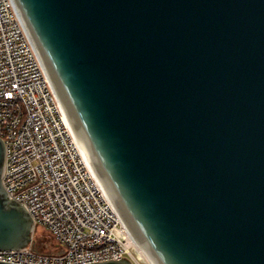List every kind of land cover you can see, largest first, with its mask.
I'll return each mask as SVG.
<instances>
[{
	"label": "water",
	"instance_id": "1",
	"mask_svg": "<svg viewBox=\"0 0 264 264\" xmlns=\"http://www.w3.org/2000/svg\"><path fill=\"white\" fill-rule=\"evenodd\" d=\"M12 1L146 258L264 264V0ZM5 158L0 250L21 249Z\"/></svg>",
	"mask_w": 264,
	"mask_h": 264
},
{
	"label": "built area",
	"instance_id": "2",
	"mask_svg": "<svg viewBox=\"0 0 264 264\" xmlns=\"http://www.w3.org/2000/svg\"><path fill=\"white\" fill-rule=\"evenodd\" d=\"M0 138L8 197L27 210L34 231L42 226L55 241L53 250L40 252L33 237L21 249L0 250V260L82 264L125 257L152 264L94 171L12 0H0Z\"/></svg>",
	"mask_w": 264,
	"mask_h": 264
},
{
	"label": "rangeland",
	"instance_id": "3",
	"mask_svg": "<svg viewBox=\"0 0 264 264\" xmlns=\"http://www.w3.org/2000/svg\"><path fill=\"white\" fill-rule=\"evenodd\" d=\"M33 237L42 251L47 252L54 249L55 241L49 231L44 227L40 226L39 228H36Z\"/></svg>",
	"mask_w": 264,
	"mask_h": 264
},
{
	"label": "trees",
	"instance_id": "4",
	"mask_svg": "<svg viewBox=\"0 0 264 264\" xmlns=\"http://www.w3.org/2000/svg\"><path fill=\"white\" fill-rule=\"evenodd\" d=\"M36 241V240H35ZM36 249H37V251H40V252H46V251H42L39 247H38V245H37V241H36Z\"/></svg>",
	"mask_w": 264,
	"mask_h": 264
},
{
	"label": "bare ground",
	"instance_id": "5",
	"mask_svg": "<svg viewBox=\"0 0 264 264\" xmlns=\"http://www.w3.org/2000/svg\"><path fill=\"white\" fill-rule=\"evenodd\" d=\"M140 248V250L142 251V253L146 256V253L141 249V247H139Z\"/></svg>",
	"mask_w": 264,
	"mask_h": 264
}]
</instances>
